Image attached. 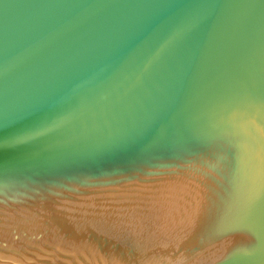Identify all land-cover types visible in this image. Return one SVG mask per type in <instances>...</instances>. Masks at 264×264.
I'll list each match as a JSON object with an SVG mask.
<instances>
[{
    "label": "water",
    "instance_id": "95a60500",
    "mask_svg": "<svg viewBox=\"0 0 264 264\" xmlns=\"http://www.w3.org/2000/svg\"><path fill=\"white\" fill-rule=\"evenodd\" d=\"M0 264H264V0H0Z\"/></svg>",
    "mask_w": 264,
    "mask_h": 264
}]
</instances>
